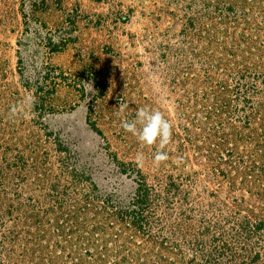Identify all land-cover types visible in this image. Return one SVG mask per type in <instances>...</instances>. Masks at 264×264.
<instances>
[{"label":"rangeland","instance_id":"obj_1","mask_svg":"<svg viewBox=\"0 0 264 264\" xmlns=\"http://www.w3.org/2000/svg\"><path fill=\"white\" fill-rule=\"evenodd\" d=\"M0 264H264V0H0Z\"/></svg>","mask_w":264,"mask_h":264},{"label":"clouds","instance_id":"obj_2","mask_svg":"<svg viewBox=\"0 0 264 264\" xmlns=\"http://www.w3.org/2000/svg\"><path fill=\"white\" fill-rule=\"evenodd\" d=\"M136 123L141 125L138 130ZM122 127L135 134L140 142L147 145L155 144L157 141L161 145L167 144L172 135V125L158 110L140 109L136 113V122L129 123L125 120L122 122ZM156 159L164 160L166 155L161 152Z\"/></svg>","mask_w":264,"mask_h":264}]
</instances>
